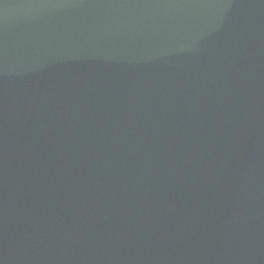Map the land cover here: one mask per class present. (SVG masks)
Listing matches in <instances>:
<instances>
[{
  "label": "water",
  "instance_id": "obj_1",
  "mask_svg": "<svg viewBox=\"0 0 264 264\" xmlns=\"http://www.w3.org/2000/svg\"><path fill=\"white\" fill-rule=\"evenodd\" d=\"M0 264H264V0H0Z\"/></svg>",
  "mask_w": 264,
  "mask_h": 264
}]
</instances>
